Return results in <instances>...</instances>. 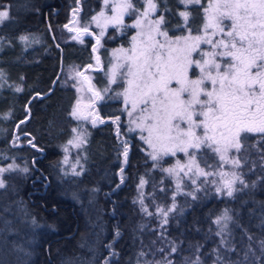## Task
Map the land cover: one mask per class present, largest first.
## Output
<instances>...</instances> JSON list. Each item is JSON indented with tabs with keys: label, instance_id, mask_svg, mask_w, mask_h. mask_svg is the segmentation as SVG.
I'll return each mask as SVG.
<instances>
[{
	"label": "trees",
	"instance_id": "trees-1",
	"mask_svg": "<svg viewBox=\"0 0 264 264\" xmlns=\"http://www.w3.org/2000/svg\"><path fill=\"white\" fill-rule=\"evenodd\" d=\"M172 2L170 12L176 31L164 26L169 34L177 36L188 30L179 16L183 10L191 13L189 27L194 21L197 26L192 30L199 29L201 12L197 9L201 7L190 4L186 9L180 0ZM60 3L63 0H0V9L6 6L9 12L8 19L0 25V71L6 82L0 89V165L15 163L28 169L20 176L5 177L7 186L0 191V232L5 228L2 218L11 223L10 212L16 202L25 212L36 215L35 228L27 231L32 240H37V248L30 260L26 258L27 252H22L21 264H102L104 261L166 264L170 258L172 264H187L182 257L190 253L195 259L199 255L202 264H213L214 248L219 249L227 262L242 260L249 244L255 255L249 253L244 264H264V252L259 247V241L264 239V227L260 224L264 217V159L261 158L264 143L257 145L260 151L249 147L240 153L241 157H249L247 164L237 170L242 173L247 188L241 185L242 189L229 198L180 202L168 223L159 229L163 234L162 244L155 241L158 231L152 230L155 219H150L144 227L146 218L138 214L134 199L141 178L148 182L145 196L151 195L157 180L166 176L161 174L164 173L161 168L171 167L172 162L167 159L155 164L147 162L139 139L124 125L118 102L102 103L99 111L104 121L87 128L82 174L71 177L62 169L61 149L76 125L71 115L76 93L63 84V71L91 62L92 41L89 38L83 43L59 41L56 31L63 20L61 11L57 15L53 13L60 8ZM89 3L91 0H84L82 6L84 21L91 13ZM162 6L159 0V13ZM51 34L60 48H56ZM21 36L27 39L20 40ZM17 88L21 90L16 91ZM116 116H121L119 123L113 122ZM122 139L128 143L127 157ZM258 139V136L252 137L249 145ZM14 178L18 180L16 184ZM165 182L166 190L169 182ZM83 187L87 188L88 197L80 200L78 193ZM157 192L153 193L157 199L168 202V191L163 199ZM5 194L8 199H4ZM89 196L93 205L89 203ZM225 208L253 236L250 242L241 227L230 223L234 232L229 238L233 239L239 256L236 251L229 253L220 247L221 237L215 234L219 226L213 221ZM23 236L26 233L22 232V242ZM172 244L177 251L170 255L168 250ZM198 244L203 245L199 253L196 252ZM157 248L163 251L157 253Z\"/></svg>",
	"mask_w": 264,
	"mask_h": 264
},
{
	"label": "snow or ice",
	"instance_id": "snow-or-ice-1",
	"mask_svg": "<svg viewBox=\"0 0 264 264\" xmlns=\"http://www.w3.org/2000/svg\"><path fill=\"white\" fill-rule=\"evenodd\" d=\"M180 3L186 9L190 4L202 8L203 24L197 30L198 34L193 35L189 27L191 13L188 10L179 12L184 21L183 27L188 28L187 35L172 37L164 28V16L152 18L157 10L155 0H145L143 11L137 10L132 0H112L111 4L109 0H104L105 8L110 6L112 15H106L102 10L98 16L92 17L97 27L102 28L101 36L104 35L103 29L109 24L118 28L127 27L124 25V17L137 12L131 25L137 32L132 36L129 48L113 50L116 62L107 73L108 81L110 85L122 87V91L116 95L123 97L126 106L124 111L128 112L129 123L134 125L129 130H140L141 139L151 149L148 155L153 161H159L165 156H175L177 153H183L187 158L186 163L177 160L174 166L162 168L163 172L170 176H177L180 172L185 176L194 173L205 178L219 175L222 186H217L216 192L233 197L235 192L241 190L235 187L237 183L244 188L248 187L242 174L236 171L246 165L249 159L248 156L241 157L240 153L264 143V0H208L206 6L202 0H180ZM8 17V11H0V23ZM83 31L88 32V29L85 27ZM19 39L26 40L27 37L21 36ZM202 45H207V50H203ZM93 51H96L95 46ZM96 61L100 63L99 56ZM197 70L199 75L196 74ZM76 76H83V73L77 71ZM69 78L73 77L70 75ZM83 78L89 81V91H92L90 78ZM96 99L103 97L99 92L93 91L92 104ZM79 103L78 100L77 105ZM71 115L76 119L88 118L79 107H74ZM117 121L119 117L113 122ZM73 132H77V129L74 128ZM254 136L259 139L249 145V140ZM76 141L74 146L80 147L83 143L82 136L78 135ZM28 143L35 147L31 140ZM205 150L219 158L217 171H205L200 166L199 160L207 155ZM127 152L125 147V157ZM261 158L264 159V155ZM225 165H231L232 171H224ZM17 168L15 163L7 168H0V177ZM19 170L28 171L27 168ZM73 174L80 173L73 169ZM229 176L230 179H225ZM145 183L141 178L139 186L142 188ZM192 183L195 184L196 180H192ZM5 186V181L0 178V188ZM255 186L253 181L252 187ZM179 188L180 183L177 182V189ZM140 203L141 210L151 216L152 213L143 206V193ZM175 207L174 202L167 210L157 207V214L164 217L161 227L168 223V215ZM230 211L225 208L213 221L219 226L215 234L221 237L220 247L229 253L236 251L239 256L233 239L229 238L234 232L229 227L230 223L241 227L250 242L253 236L239 225ZM32 224H35L34 219ZM260 224L264 227V217H261ZM202 247L203 245L198 244L196 252L199 253ZM259 247L264 252V239L259 241ZM176 251V245L172 244L171 252ZM212 252L215 254L213 264H244L248 261L249 253L255 255L251 244L242 260L226 262L218 248H214ZM166 264H172V261L167 260ZM191 264H202L201 257L197 255Z\"/></svg>",
	"mask_w": 264,
	"mask_h": 264
},
{
	"label": "rangeland",
	"instance_id": "rangeland-1",
	"mask_svg": "<svg viewBox=\"0 0 264 264\" xmlns=\"http://www.w3.org/2000/svg\"><path fill=\"white\" fill-rule=\"evenodd\" d=\"M157 3V10L155 13L152 14V18H159L160 16H164L165 18V24L164 26H169L173 30V32L176 31V23L173 21L174 16L170 12V5H172V0H161V3L163 4V10L161 13H159V0H155ZM208 2V1H207ZM207 2L204 3V6L207 5ZM84 0H63V8L61 11V17L63 20V24L57 27L56 34L58 36L59 41L61 43L63 42H77V43H83L86 41V39H90L92 41L91 45V62L87 65H84L82 67L79 66H71L67 67L63 71V84L72 87L75 90L76 93V99L74 101V104L72 106V111L74 107H79L80 111L87 115V119H76L74 118L76 125L75 129H77V132H73L70 136V138L67 140V142L62 147V155L60 158V165L62 169L71 177H79L83 172V161L85 160V153L83 152L82 148L86 144L87 137H88V130L87 128L89 126H95L100 124L104 119L100 116V105L104 102H111L115 103L118 102L120 104V110L122 112V117L124 120V125L127 128V131L131 134L136 135V137L139 139L142 149L144 152V155L146 156L147 162L150 161L152 164H155V162H163L165 159L167 161L172 162V166L175 165L177 160H180L181 163H186V157H184L183 153H177L175 156H165L159 161H153L148 153L151 151V149L148 147L147 144L144 143V141L141 139L142 133L139 129H135L134 131H130V128H134V125H131L129 123L130 117L128 115L127 111H124L125 104L122 96H117V92L122 91V87H118L116 84H109L107 73L109 69L111 68L112 64L115 63V59L113 56V50L119 49V48H129L132 43V36L136 34L137 29L131 27V25L134 23L136 19L137 12H133L131 15H126L124 17V25H127V27L118 28L116 26H113L109 24L106 28L103 29L104 35L101 36L100 33L102 31L101 27H97V24L95 21L92 20L93 16H98V14L104 10L106 15L111 16V7L105 8L104 6V0H91V3L87 4L88 10H91L90 15L87 17V20L84 21V15L82 14V6H83ZM112 3V0H109V4ZM132 3L134 4V7L139 10L143 11V8L145 7V0H132ZM182 4V3H181ZM182 6H185L182 4ZM4 7V6H3ZM6 7V6H5ZM0 9V11H8L6 8ZM198 13L201 12V23L199 29L202 27L203 24V11L201 9H197ZM184 11V10H183ZM181 18V17H180ZM8 19V18H7ZM7 19H5L3 22H5ZM86 19V18H85ZM182 24L184 25V21L181 18ZM2 22V23H3ZM0 23V25L2 24ZM101 23L103 21L101 20ZM67 25V27H65ZM175 25V26H174ZM194 21H192L191 29L196 27ZM88 29V32H84V28ZM164 27V28H165ZM71 29V31L69 30ZM196 29L195 31L192 30L193 35L198 34ZM188 30H185L183 33L178 35H187ZM172 34V33H171ZM169 34L172 37L176 36V33ZM97 38H99V45H97ZM94 46L96 47V51H93ZM207 45H202L203 50H207ZM99 56L100 63L98 64L96 61V57ZM91 65V67H89ZM79 71L83 73V76L77 77L76 72ZM0 73H2L0 71ZM196 74L199 75V70L196 71ZM72 76L73 78L70 79L69 76ZM84 76H87L90 78V85L92 87V91H89V81L84 80ZM195 78V77H193ZM79 81V83H78ZM6 84L5 78L2 74L0 76V89ZM80 89V91H77V89ZM105 89H108V91H105ZM93 91L99 92L103 99H96L95 103L92 104V96ZM80 101L79 105H77V101ZM130 108V106H129ZM117 117H119V121L116 123H119L121 120V116H116L114 121H116ZM95 119V123H93V120ZM73 128V129H74ZM78 135L82 136L83 143L80 144V147H75L76 137ZM143 135H147V133H143ZM69 141H73V143H69ZM123 145V152L125 151V147H128V143L125 139H122L121 141ZM16 145V143H13ZM67 149V151H65ZM207 155L203 156L200 160V166L205 169V171L209 172H215L219 168V158L209 152L208 150H205ZM233 154H235L233 152ZM65 158H67V162H65ZM171 159V160H169ZM12 163H7L0 165V168H7ZM208 165H211V167H208ZM20 168L18 166L16 171H10L3 173L2 178L5 181L6 176H17L23 171H20ZM73 169H75L76 172H79V175L73 174ZM162 169V168H161ZM224 171L231 172L232 168L231 165H225ZM238 169H236L237 171ZM238 172V171H237ZM166 175L165 177L162 175V177L157 180V184L155 186L154 191L151 195L145 196V188L148 185V182L146 179V183L141 188L138 186V191L136 194V198L134 199L136 210L138 211V214L140 217H145V221L143 222V226L147 227L150 219L154 218L156 224H154L152 230L153 232L158 231L156 234L157 242L161 241L160 243H164V240L161 238L162 234L159 233L162 230V222L164 217L161 215H158L156 212L157 207H163L165 210L170 208L175 203L176 207L174 211L170 212L168 215L172 216L173 213L176 212V208L178 205H180V202L183 204H187L188 202L193 203L196 201H199L201 199H207V198H229L226 195H221L216 192L217 186H222L221 184V177L219 175H213L208 176L205 178L204 176H197L194 173L190 174L189 176H185L183 172H180L177 176H170L167 173H161ZM242 174V173H241ZM231 177H226L225 179H230ZM169 182V185L163 186L166 182ZM192 180H196V183L193 184ZM18 180L15 178L13 179V182L16 184ZM177 182L180 183V188L177 189ZM5 183H7L5 181ZM140 185V184H139ZM7 186V184H6ZM5 186V187H6ZM4 187V188H5ZM236 188L242 189L241 184L237 183L235 185ZM241 187V188H240ZM4 188H0V191ZM86 187H83L82 190L78 193V198L81 200L83 197H88L86 194ZM163 190V191H162ZM158 191V192H157ZM168 191L167 198L168 202H165L163 200L157 199L156 196L153 195V193L160 192V197L163 199L164 193ZM141 193H143V206L147 207L148 212H151L152 215L149 216L146 212L142 211V205L140 203L141 201ZM236 193V192H235ZM234 193V195H235ZM148 193H146L147 195ZM173 196L175 197V200L173 201ZM4 199H8V194H5ZM150 201V202H148ZM16 201H13L15 203ZM89 203L90 205H93V199L89 196ZM2 205V202L0 200V206ZM32 212V211H30ZM19 206V204L16 202L14 204L13 209L10 212V216L12 215L11 223L6 219L2 218L3 222V228L0 232V264H21L22 263V252H27V259H31L34 256L35 249L37 248V240H32L30 238V232L27 230H30V228H35L36 226V215L32 213H27ZM35 220V224H32V220ZM153 220V219H152ZM158 223V225H157ZM165 225V224H164ZM218 226V225H217ZM161 229V230H159ZM22 232L26 233V236H23V239L25 238V241L22 242ZM10 239V240H9ZM12 242H9L11 241ZM23 243V244H22ZM160 249L163 248H157L156 252L158 253ZM168 249V248H167ZM169 254L172 255L171 250L169 249ZM192 253L188 255H184L182 257V260L186 262L187 264H191L195 258H192ZM28 260V261H29ZM171 261H173L172 258H170ZM102 264H108L107 262H103ZM158 264V263H156ZM207 264V263H206ZM212 264V263H209Z\"/></svg>",
	"mask_w": 264,
	"mask_h": 264
},
{
	"label": "flooded vegetation",
	"instance_id": "flooded-vegetation-1",
	"mask_svg": "<svg viewBox=\"0 0 264 264\" xmlns=\"http://www.w3.org/2000/svg\"><path fill=\"white\" fill-rule=\"evenodd\" d=\"M62 8H63V3H60V8H56L54 9V13L55 15L59 14L60 11H62Z\"/></svg>",
	"mask_w": 264,
	"mask_h": 264
},
{
	"label": "water",
	"instance_id": "water-1",
	"mask_svg": "<svg viewBox=\"0 0 264 264\" xmlns=\"http://www.w3.org/2000/svg\"><path fill=\"white\" fill-rule=\"evenodd\" d=\"M51 38H52L56 48H60V46L55 42V38H54V36L52 34H51ZM54 83H55V81H54ZM54 83H53V86H54Z\"/></svg>",
	"mask_w": 264,
	"mask_h": 264
}]
</instances>
